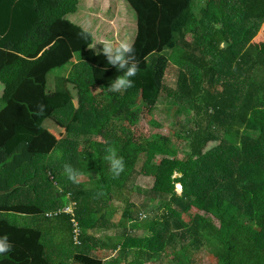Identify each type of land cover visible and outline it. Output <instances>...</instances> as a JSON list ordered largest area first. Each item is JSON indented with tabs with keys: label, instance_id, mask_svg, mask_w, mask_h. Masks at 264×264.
I'll use <instances>...</instances> for the list:
<instances>
[{
	"label": "trees",
	"instance_id": "trees-1",
	"mask_svg": "<svg viewBox=\"0 0 264 264\" xmlns=\"http://www.w3.org/2000/svg\"><path fill=\"white\" fill-rule=\"evenodd\" d=\"M198 1L121 0L137 21L140 71L134 87L111 93L112 81L98 85L94 67L83 59L73 65L67 43L54 37L60 26L76 28L80 0H0V125L20 107L26 121L40 118L37 107L23 111V83L46 57L44 83L30 94L64 95L68 69L79 91L76 112L69 102L50 113L67 128L50 153L32 152L26 141L11 154L0 146V223L36 235L47 264H199L204 257L264 264V52L251 43L264 23V0H207L197 15ZM158 107L171 127L146 138L136 126L140 110ZM16 117L12 127L28 129ZM170 137L185 144V158ZM109 146L125 162L117 178L104 159ZM65 163L81 173L78 182L67 179ZM152 164V186L141 191L136 176ZM125 190L146 198L109 224L111 194ZM15 208L39 213L3 212ZM111 228L115 237L98 239ZM108 244L117 258L95 255Z\"/></svg>",
	"mask_w": 264,
	"mask_h": 264
},
{
	"label": "crops",
	"instance_id": "crops-1",
	"mask_svg": "<svg viewBox=\"0 0 264 264\" xmlns=\"http://www.w3.org/2000/svg\"><path fill=\"white\" fill-rule=\"evenodd\" d=\"M89 1L90 0L85 1L80 14H78L73 18V20H71L73 24H75V29H71L70 26H60L67 28L66 30H68L69 33L71 32L72 34H74L75 37L73 39H64L62 36L63 32H61L62 30L56 32L55 36H53L56 37V39H63L67 43V46L69 47L72 54L73 65L76 64V61L78 59H83L85 62L90 63L94 67V76L96 83L98 85H102L104 83H108L106 82V79L109 77L111 71H107L104 69V66H102V61L98 60V58H103V56L93 55L91 47L95 45L96 42L101 38H128L133 41V38L136 36L137 21L135 19V16H131V14H129L126 6L120 0L95 1V6L97 8L105 9L104 12L101 13V15L100 13L94 12L90 9L91 6L89 4ZM109 1H111L112 3L113 10H115L112 11L111 16L115 15L116 17H118L116 21L118 20L119 22L120 19L121 21L119 22V24L115 22L114 25H110L109 23L112 24V22H108V20H105L106 16H103V14L106 12V4H109ZM119 5L123 9L119 8ZM119 11H121L122 13L119 14ZM98 17L101 18V22L98 23V26H100L99 30L95 32V30L90 28V25L91 23L96 22V19H98ZM127 18L134 21L132 27L130 25V22L127 21ZM128 25H130V27H128ZM60 27H58V29H60ZM262 31L264 32V23L260 26L255 38L251 41V43L258 48L261 47L255 42V40L260 37L259 33H262ZM187 37L189 38L190 35H188ZM84 40L88 43L87 48H78V44ZM49 47L50 46L46 47L45 50H48ZM97 47L100 46L98 45ZM40 56L41 54H38L37 57L31 60L36 61ZM87 56H92V59H88ZM50 64L51 60L49 58L46 57L45 59H43V62L37 65L29 73L27 80L23 83L25 86H27V89H29L27 96L22 99L24 101L22 107L23 111H26L25 107L29 110H35L38 105V101H41L46 106L43 115H40V118L35 121H26L25 117L21 115L20 107L19 111H11L8 118L1 120L2 124L0 125V146L4 148L6 154H11L14 148L21 141L28 142L30 144V150L32 152L43 154L50 153L57 142L64 136L65 132L67 131V128L60 126L50 118V113L56 109L64 107L69 102L72 103L75 112L79 108L78 88L73 83L69 82L66 77L69 69L63 74V76L65 77L63 83V88L65 91L64 95H54V97L45 98L42 99V101L35 98V95L30 94V89L34 85L41 83L43 85L44 76L46 70L50 67ZM0 94H2V86L0 87ZM14 116H17V120L19 118H23L24 124L28 129L12 127L13 125H15ZM20 209L22 210L21 215H35L39 213V211L36 209ZM1 224L3 223H0V227ZM5 229V233L3 234L8 236L9 241L13 245V250L9 253L0 255L1 258H4V261L1 262L2 264H47L42 259L43 253L41 249H39L36 245V235L30 232H22L10 228ZM12 232H14V235H12Z\"/></svg>",
	"mask_w": 264,
	"mask_h": 264
},
{
	"label": "rangeland",
	"instance_id": "rangeland-1",
	"mask_svg": "<svg viewBox=\"0 0 264 264\" xmlns=\"http://www.w3.org/2000/svg\"><path fill=\"white\" fill-rule=\"evenodd\" d=\"M85 1L87 0H80L81 3V7L84 5ZM95 1H101V0H90L89 4L91 6V10L94 12H98L101 13L104 12L105 9H100L97 8L94 4ZM115 1H119V0H115ZM121 1V0H120ZM207 0H200L197 2V7H196V14L199 15V8L203 5L206 4ZM126 6V5H125ZM119 8L120 5H119ZM123 9V8H121ZM126 9L129 11V13L134 16V12L126 6ZM113 10L112 8V3L111 4H106V12L103 14V16L105 17V20H108V22H112L109 23L110 25H114L115 22L119 23L118 20L116 21L117 17L111 16ZM124 11V10H122ZM119 14L122 13L121 11L118 12ZM114 19V20H112ZM101 22V18L98 17V19H96V22L91 23L90 28L95 30V32H97L99 30L98 23ZM108 24V25H109ZM158 25V23H157ZM67 28L63 27V30L61 32H63L62 36L64 39L66 40H71L75 37L74 34H72L71 32L69 33L68 30H66ZM157 35H158V45H157V49L160 47V40H161V34L159 32V28L157 26ZM264 32L262 31V33L260 34V37L258 39L255 40V42L261 47L262 50H264V36H263ZM255 38V37H254ZM253 38V39H254ZM187 39H190V37ZM88 46L87 41H82L78 44V48L82 47L83 49H86ZM45 50V49H44ZM43 51V49L41 50V52ZM41 54V53H40ZM60 55H63L62 53H60ZM88 59H92V56H87ZM98 60L102 61V66H104V69H107V71H111L109 77L106 79V82H110L113 81L118 75H120L121 73H119L115 68H113L112 66L107 64L106 59L103 58H98ZM174 76H175V69L170 66L168 68V71L166 73L164 82L166 83L167 86H172L174 84ZM1 87V86H0ZM1 96V94H0ZM140 108V107H138ZM141 114H140V118H139V122L137 123V127L141 130V132L144 134V136L146 138H150V134L154 131L156 132V130H158L160 133L162 134H166L167 130L171 127V120L169 118H166L165 116H163L162 111L160 110V108L158 107L156 110L154 111H150L148 112L146 108H141L140 110ZM170 143L172 146H174L175 148H177L178 153L177 156L178 158H185L186 156V152H185V144L179 140H176L174 138L170 137ZM160 158V155H157L156 157V162H158V159ZM156 164H152V166H147L145 167V170L142 171V173L138 174L136 176L135 179V185L142 191L145 189H149L152 186L153 183V178L150 174H152L153 172V167H155ZM176 191L180 192L181 189L179 188V186H176ZM111 198H112V202L109 204L108 207V212L106 215V220L109 224H118L120 219H121V215L124 211V209L127 206L133 205V207H130V210L135 211L138 207L140 208L141 202L143 200H145L146 196H143L141 193H138L134 190H125V191H114L111 194ZM12 213H16V214H20L22 210L20 208L17 209H13V210H9ZM8 210H5L3 212H9ZM66 212L71 213L72 212V208L71 206L68 207L66 210ZM196 211V210H195ZM144 214V213H142ZM141 214V215H142ZM142 216H140L141 218ZM5 228H9L7 227L5 224H1L0 227V236H3L5 234ZM137 233H139L140 231H136ZM14 232H12V235ZM115 235H117V230L111 228V230L105 231L103 230L98 236L100 240L103 241V239L105 237H115ZM112 247V244H108V246L106 247L107 249L105 250H96L95 251V255H97L100 258H117V255L115 253L110 252L108 249H110ZM160 262L161 259H160ZM160 262H152L149 264H161ZM165 262V261H164ZM2 264V263H0ZM168 264V263H166ZM199 264H215V261L211 258L208 257H204Z\"/></svg>",
	"mask_w": 264,
	"mask_h": 264
},
{
	"label": "clouds",
	"instance_id": "clouds-1",
	"mask_svg": "<svg viewBox=\"0 0 264 264\" xmlns=\"http://www.w3.org/2000/svg\"><path fill=\"white\" fill-rule=\"evenodd\" d=\"M100 47H97V46ZM93 55L103 56L107 64L115 68L118 75L107 87L111 93H123L135 86V77L140 71V60L137 58L136 49L133 42L128 38L108 39L101 38L91 47ZM107 70V69H105ZM45 105H37L36 115H43ZM104 159L109 164V171L114 178L119 177L125 171V162L122 156L118 155L115 146H109ZM64 174L72 182H78L81 173L72 167L71 164H64ZM103 193H98L102 195ZM13 250V245L7 235L0 236V255Z\"/></svg>",
	"mask_w": 264,
	"mask_h": 264
},
{
	"label": "built area",
	"instance_id": "built-area-1",
	"mask_svg": "<svg viewBox=\"0 0 264 264\" xmlns=\"http://www.w3.org/2000/svg\"><path fill=\"white\" fill-rule=\"evenodd\" d=\"M176 186H179V185H176ZM179 188L181 189V187L179 186Z\"/></svg>",
	"mask_w": 264,
	"mask_h": 264
}]
</instances>
